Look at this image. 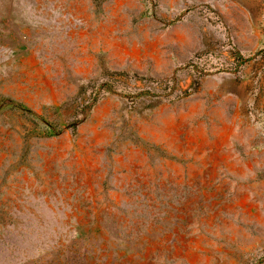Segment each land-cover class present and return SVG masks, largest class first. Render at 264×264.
<instances>
[{
	"label": "rangeland",
	"instance_id": "rangeland-1",
	"mask_svg": "<svg viewBox=\"0 0 264 264\" xmlns=\"http://www.w3.org/2000/svg\"><path fill=\"white\" fill-rule=\"evenodd\" d=\"M0 264H264V0H0Z\"/></svg>",
	"mask_w": 264,
	"mask_h": 264
}]
</instances>
